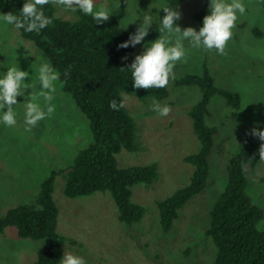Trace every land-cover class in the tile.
I'll return each mask as SVG.
<instances>
[{"label": "rangeland", "instance_id": "obj_1", "mask_svg": "<svg viewBox=\"0 0 264 264\" xmlns=\"http://www.w3.org/2000/svg\"><path fill=\"white\" fill-rule=\"evenodd\" d=\"M242 2L246 11L236 22L226 54L193 48L188 41L183 42L187 60L175 66V79L167 86L168 99L159 101L154 97L141 99L134 94H122L123 99L128 98L125 107L136 122L137 150L123 148L116 154L117 166L120 169L154 163L158 166V177L152 185L132 187V201L146 210L138 223L128 225L120 221L118 207L109 192L70 198L65 195V178L57 177L54 190L59 209L57 231L69 240L64 244V254L83 257L86 264L214 263L216 247L205 234L210 210L227 184L228 163L243 146L247 128L258 127L264 121V35L258 38L253 33L255 28L264 33V0ZM203 3L204 0H184L177 24L182 29L192 27L199 31L195 15ZM117 4L119 9L115 8ZM166 4L167 0H126L122 9L121 0H96V8L107 7L130 35L141 23L138 19L152 15L149 35L134 47L132 61L143 53L145 45L161 35L158 29ZM54 7L56 16L63 20L79 18V9ZM206 59L216 85L240 93L242 106L235 110L220 96L212 99L206 122L217 126L219 134L209 160L206 188L180 209L173 229L163 232L158 202L190 182L194 167L184 159L200 149L189 111L201 98V91L198 86H176L175 81L186 74H201ZM43 61L49 62L21 36L19 29L0 21V77L8 67L15 66L29 72L25 82H33L38 92V69ZM30 94L31 89L26 90L25 96ZM25 96H19V104L14 106L16 125L8 127L0 122V217L10 208L34 202L50 172L72 165L79 151L93 140L89 120L62 91L59 81L51 102L55 112L30 131L25 124ZM154 100L169 106L171 113L162 117L152 111ZM38 102L45 107L43 98ZM246 169L248 193L264 209V161L259 156L257 166ZM260 228L264 230V220ZM48 244L47 240L21 238L15 227H9L0 232V264H33L38 251Z\"/></svg>", "mask_w": 264, "mask_h": 264}, {"label": "trees", "instance_id": "obj_2", "mask_svg": "<svg viewBox=\"0 0 264 264\" xmlns=\"http://www.w3.org/2000/svg\"><path fill=\"white\" fill-rule=\"evenodd\" d=\"M27 0H0V13L20 15ZM184 0H167L166 6L181 13ZM211 0H204L202 9L195 15L199 30L203 19L210 14ZM126 0H121L124 9ZM46 16L53 23L39 33L19 29L21 36L37 47L60 74L62 91L68 94L79 110L87 117L93 140L79 151L72 165L54 169L43 180L37 199L8 209L0 217V232L15 227L21 238L47 240L49 244L37 253L33 264H61L64 244L68 238L57 231L59 209L54 199L58 176L66 180L65 195L70 198L90 196L96 192H109L113 197L121 222L138 223L145 208L132 201V187L136 184L152 185L158 177L156 163L120 169L116 154L123 148L136 151V122L126 107L118 111L110 107L113 99L119 104L123 93L143 99L154 97L159 101L169 98L165 88L136 89L132 72L127 68L133 62L134 47L118 48L129 39L130 33L118 18L98 24L92 16L78 10L76 21L56 16L53 4L44 6ZM165 13L161 11L160 21ZM176 23H180V20ZM253 33L262 38L264 33L255 28ZM127 57V60L122 59ZM124 68V69H122ZM176 86H198L201 98L189 111L193 128L200 142L198 152L185 157L194 167L190 182L176 190L168 198L158 202L160 224L163 232H170L179 211L192 198L206 188L210 176V157L215 147L217 126L208 125L210 104L215 96L225 99L229 108L242 106L240 93L219 88L212 76L208 59L203 63L201 74H186L175 81ZM258 128L264 131V121ZM248 127L241 149L227 166L228 180L210 210V222L205 234L216 247L213 264H264V230H257L264 220V209L256 204L248 193L247 166L255 168L259 161L258 137L249 133ZM71 241V240H70Z\"/></svg>", "mask_w": 264, "mask_h": 264}, {"label": "clouds", "instance_id": "obj_3", "mask_svg": "<svg viewBox=\"0 0 264 264\" xmlns=\"http://www.w3.org/2000/svg\"><path fill=\"white\" fill-rule=\"evenodd\" d=\"M48 4L63 6L65 10L71 11L79 9L84 14L92 16L98 24L109 21L113 15L107 7L97 9L96 0H27L19 16L9 12L0 15V21L29 33H39L53 23L52 18L46 16L43 11L44 6ZM119 7V4L115 5L116 9ZM162 10L165 15L158 29L161 35L155 41L145 45L143 53L137 55L127 67L131 69L133 86L136 89L149 90L167 87L170 81L175 79L174 69L177 62L187 60L184 41H188L193 48L216 50L220 55L226 54L228 42L233 37V29L239 16L245 14L246 6L242 0H211L210 14L204 17L203 26L199 31L192 27L182 29L176 23L181 19L180 11L168 6H164ZM138 20H141V23L136 32L131 34L126 42L118 45V48L135 47L149 35V30L153 25L152 15H145ZM122 59L127 60V57ZM29 75V72L12 66L8 67L7 72L0 77V122L8 127L16 125L17 113L14 111V106L19 104L17 98L25 96L28 89H31V94L25 96V103H23L26 109L27 130L30 131L32 127L55 112V105L51 102L57 91V82L60 81L59 72L55 71L49 62L43 61L38 69L37 78L40 84L38 92L35 91L36 86L33 82H25ZM40 98H43L45 107L38 102ZM127 99L124 97L119 104L113 99L110 107L118 111L125 107ZM151 108L162 117L168 116L172 111L169 106H162L155 100ZM249 134L264 142V131L253 128ZM258 153L260 160L264 161V143L260 144ZM257 230H260L259 225H257ZM61 264H86V261L83 257L65 252Z\"/></svg>", "mask_w": 264, "mask_h": 264}]
</instances>
